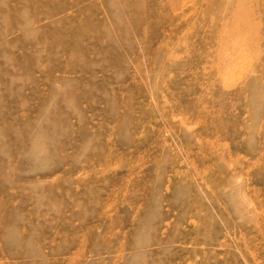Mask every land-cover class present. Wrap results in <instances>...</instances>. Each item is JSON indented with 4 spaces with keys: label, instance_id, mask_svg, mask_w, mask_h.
Instances as JSON below:
<instances>
[{
    "label": "rangeland",
    "instance_id": "1",
    "mask_svg": "<svg viewBox=\"0 0 264 264\" xmlns=\"http://www.w3.org/2000/svg\"><path fill=\"white\" fill-rule=\"evenodd\" d=\"M0 264H264V0H0Z\"/></svg>",
    "mask_w": 264,
    "mask_h": 264
}]
</instances>
